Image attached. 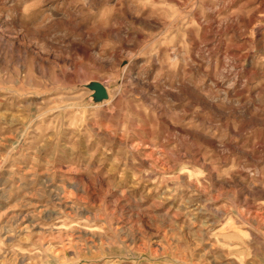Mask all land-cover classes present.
Returning <instances> with one entry per match:
<instances>
[{"label": "rangeland", "instance_id": "rangeland-1", "mask_svg": "<svg viewBox=\"0 0 264 264\" xmlns=\"http://www.w3.org/2000/svg\"><path fill=\"white\" fill-rule=\"evenodd\" d=\"M0 264H264V0H0Z\"/></svg>", "mask_w": 264, "mask_h": 264}, {"label": "water", "instance_id": "water-1", "mask_svg": "<svg viewBox=\"0 0 264 264\" xmlns=\"http://www.w3.org/2000/svg\"><path fill=\"white\" fill-rule=\"evenodd\" d=\"M91 89L94 92L93 97L97 101H106L109 99V93L103 85L95 84Z\"/></svg>", "mask_w": 264, "mask_h": 264}]
</instances>
